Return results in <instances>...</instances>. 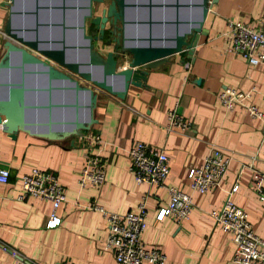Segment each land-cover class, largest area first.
Returning <instances> with one entry per match:
<instances>
[{
	"label": "crops",
	"instance_id": "obj_1",
	"mask_svg": "<svg viewBox=\"0 0 264 264\" xmlns=\"http://www.w3.org/2000/svg\"><path fill=\"white\" fill-rule=\"evenodd\" d=\"M8 0H0V56L2 27ZM235 20L259 28L264 20V0H216L203 24L191 61L177 56L149 70L146 88L129 87L123 100L96 92L95 123L83 135L93 133L100 146L94 153L103 162L100 187L79 188L77 175L86 154L80 138L49 142L22 130L13 140L0 128V169L8 172L0 181V264H115L104 250L105 224L97 208L122 215L143 202L145 228L140 236L146 247H156L164 264H233L230 236L213 226L208 213L218 210L227 193L243 210L253 234L264 240V202L258 201L251 185V170H264V135L259 121L243 111H226L216 95L223 88L250 93L249 102L264 115V69L250 67L226 51L220 36L226 21ZM176 112L190 123L184 134L165 131V114ZM134 141L162 151L168 159L163 185L136 184L128 172L127 149ZM229 157L226 173L217 189L197 194L189 189L187 171L197 167L210 147ZM31 169L56 174L64 189L58 209L60 224L47 229L50 204L28 197L16 199L20 178ZM190 196L188 218L176 224L171 218L154 220L165 206L167 188ZM5 247L6 250H3ZM14 251L12 256L9 252Z\"/></svg>",
	"mask_w": 264,
	"mask_h": 264
},
{
	"label": "water",
	"instance_id": "obj_2",
	"mask_svg": "<svg viewBox=\"0 0 264 264\" xmlns=\"http://www.w3.org/2000/svg\"><path fill=\"white\" fill-rule=\"evenodd\" d=\"M8 0L0 56V128L49 142L81 137L95 123L96 92L123 100L146 88L149 70L190 60L216 0ZM96 32L91 36L86 25ZM105 23L111 47L93 46ZM132 28L141 32L128 35ZM106 41L105 45H109Z\"/></svg>",
	"mask_w": 264,
	"mask_h": 264
},
{
	"label": "built area",
	"instance_id": "obj_3",
	"mask_svg": "<svg viewBox=\"0 0 264 264\" xmlns=\"http://www.w3.org/2000/svg\"><path fill=\"white\" fill-rule=\"evenodd\" d=\"M208 9V13L210 12ZM208 15V14H207ZM227 42L226 51L244 60L250 67L264 69V20L259 28H250L238 21L227 20L226 30L220 34ZM250 93L238 92L235 89L223 88L217 95L218 104L226 111L239 109L251 119L259 121L264 135V115L249 102ZM165 131L184 134L190 123L176 112V105L165 114ZM79 145L84 149L86 158L80 169L76 184L79 188H98L104 180L103 162L94 153L100 146L99 137L88 133L82 135ZM128 172L136 184H146L160 187L168 174V159L166 155L149 145L134 141L127 149ZM229 157L216 147H210L201 163L187 171L189 189L197 194H206L217 189L224 177ZM251 170V185L258 201L264 202V170ZM8 172L0 169V181L7 179ZM237 190L234 185L218 210L208 213L213 226L230 236L233 245L231 262L233 264H264V240L256 237L251 229L245 213L235 206L229 196ZM167 202L164 207L157 209L154 220L160 222L171 218L179 224L185 221L192 209L189 195L176 188H167ZM28 197L48 202L50 212L45 225L53 229L60 224L57 216L58 209L63 205L64 189L59 184L56 174L51 171L31 169L20 178V189L16 199L22 201ZM105 224L104 250L109 252L115 264H164V256L156 247H146L141 241L145 228L146 211L143 202L136 205L134 210L122 215L107 213L99 208ZM6 250L5 247H2ZM12 256L14 251H9ZM21 264H28L21 261ZM67 264V263H59Z\"/></svg>",
	"mask_w": 264,
	"mask_h": 264
},
{
	"label": "flooded vegetation",
	"instance_id": "obj_4",
	"mask_svg": "<svg viewBox=\"0 0 264 264\" xmlns=\"http://www.w3.org/2000/svg\"><path fill=\"white\" fill-rule=\"evenodd\" d=\"M109 0H104V3L103 5H95V7L93 8V15H99V12L100 10L105 7L107 5ZM97 12V13H96ZM86 32L87 34L91 35V36H95L96 35V32L93 30V27L88 25H86ZM111 36L109 35V28L107 26V23H105V28H104V31H103V37L100 41H96V42H93V46L95 47V45L98 43L100 46L104 47L107 49V51H109L110 47H111ZM110 41V44L109 45H105L106 41ZM106 51V52H107Z\"/></svg>",
	"mask_w": 264,
	"mask_h": 264
},
{
	"label": "rangeland",
	"instance_id": "obj_5",
	"mask_svg": "<svg viewBox=\"0 0 264 264\" xmlns=\"http://www.w3.org/2000/svg\"><path fill=\"white\" fill-rule=\"evenodd\" d=\"M96 13H97V12H96ZM95 49L98 50V51H99L100 53H102V54H105L106 51H107L106 48L100 46L98 43L95 45ZM97 92H98V91H97ZM98 93H101V92H98Z\"/></svg>",
	"mask_w": 264,
	"mask_h": 264
},
{
	"label": "bare ground",
	"instance_id": "obj_6",
	"mask_svg": "<svg viewBox=\"0 0 264 264\" xmlns=\"http://www.w3.org/2000/svg\"><path fill=\"white\" fill-rule=\"evenodd\" d=\"M140 32H141L140 29L132 28V29H129V30L127 31V34H128V35H133V34H137V33H140Z\"/></svg>",
	"mask_w": 264,
	"mask_h": 264
}]
</instances>
